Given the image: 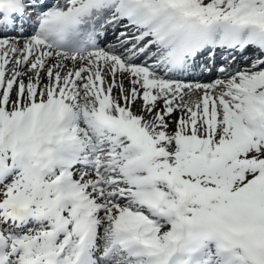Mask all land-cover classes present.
Segmentation results:
<instances>
[{
  "label": "snow or ice",
  "instance_id": "6c2138e0",
  "mask_svg": "<svg viewBox=\"0 0 264 264\" xmlns=\"http://www.w3.org/2000/svg\"><path fill=\"white\" fill-rule=\"evenodd\" d=\"M0 264H264V0H0Z\"/></svg>",
  "mask_w": 264,
  "mask_h": 264
}]
</instances>
